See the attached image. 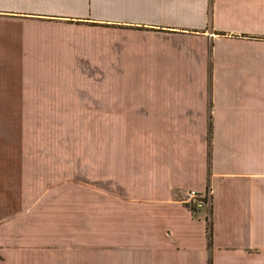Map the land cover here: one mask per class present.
Instances as JSON below:
<instances>
[{"label":"crops","instance_id":"1","mask_svg":"<svg viewBox=\"0 0 264 264\" xmlns=\"http://www.w3.org/2000/svg\"><path fill=\"white\" fill-rule=\"evenodd\" d=\"M66 67L102 71L80 185L13 106ZM0 264H264V0H0Z\"/></svg>","mask_w":264,"mask_h":264},{"label":"rangeland","instance_id":"2","mask_svg":"<svg viewBox=\"0 0 264 264\" xmlns=\"http://www.w3.org/2000/svg\"><path fill=\"white\" fill-rule=\"evenodd\" d=\"M58 78L12 79L11 89L21 91L22 96L13 106L26 111L27 140L35 138L36 133L44 140H50V136L56 140L59 158L62 157L59 171L73 168L75 182L79 184L87 181L80 178L84 173L96 174L102 164L92 158L102 145V106L98 101L102 95V71L66 67L59 69ZM88 162L95 166L89 167ZM185 206L190 208L187 203ZM200 209L190 211L195 214Z\"/></svg>","mask_w":264,"mask_h":264},{"label":"built area","instance_id":"3","mask_svg":"<svg viewBox=\"0 0 264 264\" xmlns=\"http://www.w3.org/2000/svg\"><path fill=\"white\" fill-rule=\"evenodd\" d=\"M183 203L189 204L190 208L194 210L207 207L210 205V191L208 188L203 191L188 190Z\"/></svg>","mask_w":264,"mask_h":264},{"label":"trees","instance_id":"4","mask_svg":"<svg viewBox=\"0 0 264 264\" xmlns=\"http://www.w3.org/2000/svg\"><path fill=\"white\" fill-rule=\"evenodd\" d=\"M208 227V226H207Z\"/></svg>","mask_w":264,"mask_h":264}]
</instances>
